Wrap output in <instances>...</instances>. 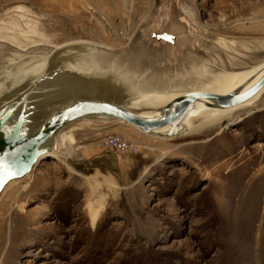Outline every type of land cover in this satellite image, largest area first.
I'll use <instances>...</instances> for the list:
<instances>
[{"label":"rangeland","instance_id":"374dc122","mask_svg":"<svg viewBox=\"0 0 264 264\" xmlns=\"http://www.w3.org/2000/svg\"><path fill=\"white\" fill-rule=\"evenodd\" d=\"M169 1L211 32L264 36V0H0V37L120 46ZM253 112L171 140L119 121L68 129L66 160L1 195L0 264H264V106Z\"/></svg>","mask_w":264,"mask_h":264},{"label":"water","instance_id":"95a60500","mask_svg":"<svg viewBox=\"0 0 264 264\" xmlns=\"http://www.w3.org/2000/svg\"><path fill=\"white\" fill-rule=\"evenodd\" d=\"M171 4L120 46L0 37V197L40 161L64 157L74 126L119 121L152 138H187L264 106V36L211 32L173 17Z\"/></svg>","mask_w":264,"mask_h":264},{"label":"bare ground","instance_id":"6f19581e","mask_svg":"<svg viewBox=\"0 0 264 264\" xmlns=\"http://www.w3.org/2000/svg\"><path fill=\"white\" fill-rule=\"evenodd\" d=\"M254 110H251V111H249V112H247V113H245L247 116L248 115H250V114H252V113H254L253 112ZM244 114V115H245ZM240 118H242L241 116H239L238 117V119H240ZM239 122V121H238ZM226 122L225 123H223L219 128H217V129H223L226 125ZM129 126V125H128ZM227 126H228V123H227ZM131 127V126H130ZM133 128V127H132ZM135 129V128H134ZM136 130V129H135ZM138 131V130H137ZM67 137H68V134H67V132L64 134V137H63V141L64 142H66V140H67ZM152 138V137H151ZM161 140H163V139H161ZM164 140H171V139H164ZM64 144V143H63ZM65 150V149H64ZM63 150V151H64ZM65 153V156L64 157H62V156H57V158H55V159H60V158H65V160L69 157L68 156V151H66V152H64ZM35 168V167H34ZM34 170V169H33ZM33 172V171H32ZM258 173H259V175L258 176H264V167L262 168V169H260L259 171H258ZM31 176H32V173H31V175H30V177L24 182V184L26 183H28L29 181H30V179H31ZM95 184H96V182H94ZM113 184V183H112ZM29 185V184H28ZM27 186V185H26ZM11 187V186H10ZM263 190H264V186H263ZM261 193V192H260ZM263 195H264V192H263ZM103 205H104V203H101V204H99L97 207H94V208H92L91 209V214H92V223L93 224H95V222H96V220H97V217H98V214H101V213H99L100 212V210L102 209V207H103ZM91 208V207H90ZM260 236H262V235H259V237L258 238H260ZM259 258L260 259H262V260H264V250L261 252L260 251V254H259Z\"/></svg>","mask_w":264,"mask_h":264}]
</instances>
